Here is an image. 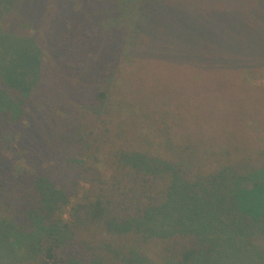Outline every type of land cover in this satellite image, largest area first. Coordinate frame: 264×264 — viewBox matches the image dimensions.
Wrapping results in <instances>:
<instances>
[{
    "label": "trees",
    "instance_id": "16d2710c",
    "mask_svg": "<svg viewBox=\"0 0 264 264\" xmlns=\"http://www.w3.org/2000/svg\"><path fill=\"white\" fill-rule=\"evenodd\" d=\"M108 6L134 28H104L96 13ZM37 11L43 39L9 32L0 50V256L146 264L153 241L174 264H264V144L246 124L264 128V87L240 76L264 71V0Z\"/></svg>",
    "mask_w": 264,
    "mask_h": 264
},
{
    "label": "rangeland",
    "instance_id": "374dc122",
    "mask_svg": "<svg viewBox=\"0 0 264 264\" xmlns=\"http://www.w3.org/2000/svg\"><path fill=\"white\" fill-rule=\"evenodd\" d=\"M58 0H42L41 4L38 5L36 2L37 0H1L0 7L1 12L0 15V50L2 49L3 45L6 42L7 35L8 33H16L19 35H25V34H30L33 32V35H37L40 39H43L45 32L42 28L41 25H45L44 23V18L37 17L39 14L38 8L41 10H44L45 7H49L51 3L57 2ZM118 9V6H117ZM37 12V13H36ZM130 16H132L133 11L130 10ZM120 14L117 12L116 8L110 9V6H108V9L105 11H101L96 13V16L98 17V20H100V24L106 28V29H112L115 27L123 28L127 30L128 32L131 31L134 26L132 23L124 25L123 23L129 19V16L127 17H121L119 18ZM37 17V18H36ZM116 19V20H115ZM31 21L33 23L36 22L38 24V28L36 31L34 30V26H30ZM119 25V26H118ZM131 29V30H130ZM26 36V35H25ZM141 41L142 39H146L144 36L140 38ZM134 45L131 44V41H127L125 44V50L123 53V59L130 65L133 66L135 64H131V61H133L135 58H133L134 55L131 54L132 48ZM50 51V48H48ZM47 51V50H46ZM1 59V56H0ZM121 61V60H120ZM150 59L148 58V61L146 60L145 62H149ZM149 67L146 69V73L148 72V75H151L149 72ZM119 69L118 64H114L113 67L111 68V72L106 76V79L109 81H115L117 77V71ZM105 74H103L104 77ZM241 79L243 80V83L248 86H253V87H264V71H251L249 69H244L243 72L240 73ZM261 119V116H259ZM246 124L248 126V129L250 132L254 135L256 141L260 142L261 144H264V128L261 125V123L258 121V118H252V119H247ZM4 124V118L2 115H0V138L4 139H9L8 131L6 129V126ZM14 126V125H13ZM8 141V140H7ZM16 144V142L14 143ZM14 152L11 153L7 150V154L9 156H16V152L18 157H20V152L17 147L13 149ZM19 151V152H18ZM23 154V153H22ZM20 162V163H19ZM18 167L22 168L23 163L21 160H19ZM80 198L79 199H74L69 205L65 211L66 213L64 214V217L66 220L70 219V213L72 212L71 209L73 206H75L77 203H80ZM119 239L120 237L114 235V234H106L105 235V240L111 244V245H117L119 244ZM168 243L170 244V240H167ZM147 250H146V256L148 259V262L146 264H174L176 261L172 258V253L165 252L163 251V244L160 242H154L150 241L149 243L144 245ZM170 245H167L169 247ZM264 246V242H263ZM4 255L0 256L2 259H0V264H23L20 263L19 260H13L11 258H8L6 256V253L3 252ZM109 264V263H108Z\"/></svg>",
    "mask_w": 264,
    "mask_h": 264
}]
</instances>
